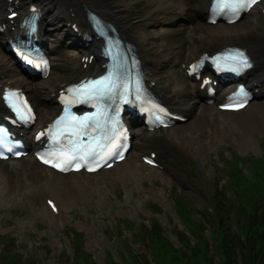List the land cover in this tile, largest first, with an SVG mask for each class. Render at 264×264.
Returning <instances> with one entry per match:
<instances>
[{
	"label": "bare ground",
	"instance_id": "1",
	"mask_svg": "<svg viewBox=\"0 0 264 264\" xmlns=\"http://www.w3.org/2000/svg\"><path fill=\"white\" fill-rule=\"evenodd\" d=\"M34 1H37V3ZM162 1L164 2L161 3V1L157 0L158 6L161 5V9L151 10L153 15L157 17L162 16L171 22L177 18L178 22H184L178 23L176 27L170 28L169 31L164 33L166 35L158 40L155 50H153L155 47L146 38V31L143 32L138 28V22L141 18L135 17L130 8L126 4H121L118 0H70L68 6L67 0H0V26H4L3 30L0 31V44L2 45L8 38L10 28L14 25V20L9 22L6 18V14L9 13L7 7L12 6L13 8H17L19 14H23L28 11L31 3H35L43 14L40 21L41 30L43 31L40 34L41 39L44 40V35L51 32H59L57 36L55 35L58 40L69 35L74 42H77L78 36L71 27V23H75L78 31L86 29V25L80 19L78 12V6L84 3L86 6L88 5L93 10L99 12L108 22L117 24L120 32L130 38L142 60L145 75L155 95L174 109L179 111L184 110L190 116H193L192 112L198 105L197 98L202 93L198 87L199 80H195L186 74L183 66L186 63V59L190 62L191 59L197 57L201 52L214 51L218 49L217 47L226 44L241 45L246 47L253 57H261L255 62L254 68L249 70V77L247 79L248 84L255 90L254 98L257 99L251 100L242 110H238L237 112L220 111L216 103L204 106L202 110L203 114L194 117L196 119L194 127L199 128L200 124L211 123L213 132L217 137L223 132H232L235 135L243 126H246V123L252 120L253 122L250 126L263 127L264 99H261V97L264 94V87L262 85L264 81V15L260 12V9L257 6L250 9L247 13L250 18L249 23L242 27L238 26V22V24L235 22L227 25L205 22V16L203 15H206L209 0ZM262 3L263 7L264 2ZM159 10L161 12H158ZM52 11L53 14L51 16L54 19H59L57 20L59 22L57 24L53 18L52 21L47 16H44ZM187 22L192 23L190 24L191 33L187 35L183 32L185 34L183 37L182 31ZM185 42L190 43L192 46H190V54L187 56L184 55ZM72 44L74 45V43ZM98 45L99 42L98 44L91 42L87 48L82 46L84 49H89V52H81L79 57L74 56L67 65L59 62L56 65L61 64L65 68L67 67L69 78H75L72 81L82 75L98 72V66L93 60L91 62L84 59L81 60L82 57L89 55L94 49H97ZM52 47L57 48L58 45L51 44L47 48L49 51H52ZM5 55L4 53H0V91L2 86L9 84L24 87L33 99L34 105L38 107L33 126L26 130L21 129L27 142L31 143L32 136L31 140L29 139L30 131L44 125L55 113L57 108L54 103L55 96L57 95L56 90L67 78L50 77L41 81L28 80L12 63L7 61ZM165 66L173 70L171 78H165L160 72V69ZM189 78L195 83V88H191L187 83ZM220 92H224V90H219L217 94L219 98L222 96ZM213 114L214 118L210 119L209 117ZM234 114L236 116H233ZM216 119L219 123H217ZM218 130L219 133H217ZM188 133H190V130L184 126L176 127L168 133L145 130L141 133H136V139L132 147L139 153L141 164L127 162L128 155L126 154L124 160L119 162L118 168L112 167L109 169L110 176L115 179L125 178L126 181L139 179L137 171H140V167L144 165L141 155L146 154L144 153L145 150L155 147L160 160L168 157L169 152L167 148L162 146L163 141L166 140L174 141L184 148L187 147L191 153L200 154V146L190 144L191 139ZM235 140L237 144L245 145V140H241L240 138ZM129 151H131V148ZM19 159L22 158L20 157ZM19 159L0 161V202H8L11 199L17 201V196H13V194L19 195L20 201H24L33 197L30 195L31 197L27 198L26 192L38 191L40 197L50 196L57 204L56 213H53L47 204L40 208L41 212H43V217L47 218L50 222L52 220L57 224L59 218L66 211H69L77 200L78 202L80 200L87 201V207L84 208L87 209L90 205L96 204V198H93V195H102L106 191L105 185H101L96 179L102 173L101 170L90 174H85L84 172L61 174L37 163L32 157H27L23 163H18L21 161ZM141 174L142 177L143 175H162L159 170H156V172L151 171L148 174ZM98 198L97 203L99 204L101 201ZM88 199H92L91 204ZM33 201L34 198H31L29 202ZM32 211L35 214L38 213L36 208H33Z\"/></svg>",
	"mask_w": 264,
	"mask_h": 264
},
{
	"label": "rangeland",
	"instance_id": "2",
	"mask_svg": "<svg viewBox=\"0 0 264 264\" xmlns=\"http://www.w3.org/2000/svg\"><path fill=\"white\" fill-rule=\"evenodd\" d=\"M118 1L121 4L130 5L128 7L133 15L135 17L145 16V20L150 19L152 15L151 10L161 9V5L158 6L157 0ZM158 1H161V3L164 2L162 0ZM69 3L70 0H67V6ZM84 5L80 4L78 6L79 16L82 19ZM52 14L53 11L49 13L51 20L52 18L54 19L51 16ZM158 19L169 23L165 28V33L170 28L176 27L178 23L184 22H178V18L171 22L162 16L158 17ZM249 19V17H243L238 26L244 27L248 25ZM54 20L56 24L59 23L57 21L59 19ZM187 24L190 29L185 27L186 32L191 33L190 23L188 22ZM144 29L150 37H158L164 31L162 24L155 25L154 22L146 25ZM58 33H51L46 37L49 44H51V41L57 40L59 45H63L61 47L58 45L57 52H50L52 71L47 78L61 77V79H65L69 78V70L61 64L67 65L73 56L79 57L81 48L77 50L74 46H67L65 43L69 38L63 39L66 41L61 44L57 37L54 36V34L57 36ZM184 33L182 32L183 35L186 34ZM55 49L52 47L53 51ZM189 49L190 46L186 43L184 53L189 54ZM0 53L6 54L5 56L12 62L9 54L4 52L2 46H0ZM58 62L61 64L56 65ZM164 75L165 78H171L173 76V70L166 68ZM27 94L31 98L28 92ZM34 107L38 111V107L35 105ZM203 109L199 102L192 112L193 116H190L188 121H185L184 124L178 123L164 131L168 133L170 130L180 126L189 129L190 144L200 146V154L191 153L187 147L184 148L174 141L166 140L163 142V145L167 147L171 145L170 147L173 148V152L175 153L177 151L179 154L176 152V156L171 160L164 159L162 161L163 165H165V170H163L162 175H143L142 177L141 173L148 174L151 171L156 172L157 170L156 168L142 165L143 167H140V171H137L139 179L126 181L125 178H112L108 170H103L96 179L101 185H105L106 191L102 195H93V198H96V204L91 205L86 211L82 208L80 202H76L69 209V212L60 218L57 226L43 217V212H41L40 208L45 203L39 200L40 196H35L32 191L26 192V197L29 198L32 195L33 197L31 198H34L33 202H29L31 198H29V201L21 202L19 201V195L14 194L13 196H17L18 198L17 201L11 199L8 202H0V233L8 234L13 238L11 245L3 247L10 249L12 252L16 250L24 255L31 253L33 257H39L41 264H59L58 261L64 259L66 253L72 251L69 240L72 235L71 228H75L83 234L84 247L92 253L96 264H102L105 251L109 248H115V244L120 239H125L130 236V230L123 228V232L121 231V233L114 225L115 219L119 217L128 218L136 222L148 223L150 216H156L160 223L168 228V230L174 229L178 222V217L172 208L173 200L170 195V189L172 187H177L181 192L191 195L194 201L201 207L205 204V198L208 196V189L205 188V182L214 173L211 166L212 160H219L216 158L222 153L224 155H229L230 152H239L243 155H256L261 153L258 140L260 135L264 134V126L261 128L255 125L250 126L253 122L252 120L246 123V126H243L235 135L232 132H223L217 137L213 132L211 123L200 124L199 128L194 127L196 123L194 117L202 115ZM233 116L236 115L234 114ZM217 133H219V130ZM238 138L245 140V145L237 144L235 139ZM30 156L28 154L18 163L25 162L26 158ZM127 162L141 164L139 153L134 148L129 152ZM118 167L119 165L115 164L114 168L116 169ZM221 182L219 180V184ZM210 187L211 189L213 188V186ZM98 197L101 201L99 204L97 203ZM150 202L156 203L159 209L153 210L152 212L148 207ZM191 207L193 206L191 205ZM33 208L37 209V214L32 211ZM192 212L195 215L193 208ZM230 225L234 232H238L236 222H231ZM205 226H208L206 222ZM208 232L209 230L206 227L203 233L208 235ZM169 235L172 244L176 246L180 245V239L177 234L175 235L171 232ZM208 236L211 238V234ZM138 251L145 252L146 250ZM147 257L151 259L149 254ZM115 259L118 260V257L115 256Z\"/></svg>",
	"mask_w": 264,
	"mask_h": 264
},
{
	"label": "trees",
	"instance_id": "3",
	"mask_svg": "<svg viewBox=\"0 0 264 264\" xmlns=\"http://www.w3.org/2000/svg\"><path fill=\"white\" fill-rule=\"evenodd\" d=\"M262 148L263 158H251V167L246 166L252 171L249 178L238 166L240 155L232 157L225 187L237 197L234 199L221 189L211 195L210 202L216 217L213 219L209 214L210 241L203 233L200 221L189 215L187 197L175 194L174 206L184 225L193 233L195 242L190 243L185 235H181V244L175 248L164 229L152 218L151 226L144 228L145 236L140 233V228L134 236L143 238V245L152 254V261L143 254L133 256L125 244L127 259L122 256L123 261L117 264H264V139ZM231 221L236 222L238 232L232 230ZM127 225L132 226L128 221ZM213 249L214 253L211 252ZM77 252L83 260L81 264H94L90 254L83 250ZM106 260L111 261V256L108 255ZM0 264L34 263L30 257L22 258L14 252L2 251Z\"/></svg>",
	"mask_w": 264,
	"mask_h": 264
},
{
	"label": "snow or ice",
	"instance_id": "4",
	"mask_svg": "<svg viewBox=\"0 0 264 264\" xmlns=\"http://www.w3.org/2000/svg\"><path fill=\"white\" fill-rule=\"evenodd\" d=\"M236 2L238 3L239 7H244L245 6V0H236ZM256 0H250V3H255ZM233 59L235 60H239L242 67H248V63H247V58L244 56V54L242 52H237L233 57ZM195 65L193 66V69H195ZM4 129L0 128V133H3ZM3 143V138L0 137V144ZM9 151H11V149H9ZM73 159H75V157H73ZM47 163V161H45ZM63 170V169H62ZM91 170V169H90Z\"/></svg>",
	"mask_w": 264,
	"mask_h": 264
}]
</instances>
